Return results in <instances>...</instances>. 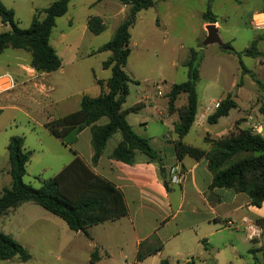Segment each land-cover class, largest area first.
I'll return each mask as SVG.
<instances>
[{
	"label": "rangeland",
	"instance_id": "obj_1",
	"mask_svg": "<svg viewBox=\"0 0 264 264\" xmlns=\"http://www.w3.org/2000/svg\"><path fill=\"white\" fill-rule=\"evenodd\" d=\"M56 1L58 0H2L5 6L14 9L16 23L23 30L31 27L37 10L47 9ZM261 2L262 0H213L212 11L220 24L228 23L221 32L222 39L225 41L228 36H232L238 46L245 47L246 41L256 34L248 25V15ZM207 7L205 0H158L154 7L139 13L130 31L131 55L126 72L132 81L129 83V96L124 109L146 101V96L150 98L147 103L167 106L172 85L184 83L188 79L184 64L189 59L191 50L203 54L205 32L202 14L207 11ZM131 9V6L117 0H71L66 15L56 19L51 44L63 61L62 69L43 75L46 85L43 96L32 98L25 93L15 100L14 104L18 106L16 110L0 113V195L3 193L2 189L9 188L12 182L10 156L6 147L13 137L25 138V147L32 152L24 182L34 188H40L44 181L55 177L70 163L71 149L43 125L49 117L57 119L66 116L65 113L72 111V108H65L66 104L70 106L83 93L94 95L97 92L94 77H101L102 62L107 61L112 54L105 51L93 55V52L113 39ZM44 17L42 14L41 19ZM93 18L102 19L105 25L106 29L100 35H95L88 29V22ZM240 28H243L242 34L238 31ZM11 30L10 25H2L0 18V34ZM209 48L221 49L218 45H211ZM9 52L30 61V54L27 52ZM254 62L247 58L244 63L250 67ZM213 66L209 64L207 68V76L211 81L215 80ZM221 66L232 71V63L221 62ZM107 72V76L111 77V70ZM209 80L203 81L200 89L205 86L208 89ZM186 103L187 96L183 94L177 105ZM150 118L154 120L152 116ZM130 120L135 125L136 117L131 116ZM102 121L108 119L104 118ZM151 131L154 133L153 127ZM188 142L196 147H207L196 135L189 137ZM118 221L90 228L88 237L85 233L71 231L62 219L43 208L33 203L23 204L0 217V231L23 245L31 259L23 263L14 258L0 261V264H137L128 227L125 221ZM102 245L108 247L110 257L102 250ZM175 250L174 246H169L162 252V260H169L170 264H185L188 258L193 260V256H187L185 249L178 255H175ZM94 252H98V263H91ZM258 258L262 259L263 255ZM142 264H160L159 257H152Z\"/></svg>",
	"mask_w": 264,
	"mask_h": 264
},
{
	"label": "crops",
	"instance_id": "obj_2",
	"mask_svg": "<svg viewBox=\"0 0 264 264\" xmlns=\"http://www.w3.org/2000/svg\"><path fill=\"white\" fill-rule=\"evenodd\" d=\"M205 2L213 9V0H205ZM262 6L263 0L256 10H250L248 25L256 34L246 41L245 47L238 46L236 39L232 36H228L225 41L222 39L221 32L228 23L220 24L217 15H215L217 23L213 24L218 29L224 44L230 43L236 52H244L253 42L258 43V50L262 53V57L254 59L243 56L242 61L244 66L256 76L261 86L256 83L252 74L242 72L239 59L234 54L209 48L211 46L202 47L200 79L196 87L198 114L196 122L184 139L186 144L196 147L188 142L189 137L196 135L207 144L206 148L201 149L207 150L210 148L207 139H221L236 127L251 129L264 137V131H258V129H264V116L259 111L264 105V32L252 27L254 17L264 15ZM208 25L212 24L204 22V39L207 37ZM4 26L7 27V25ZM242 29L238 30L240 34ZM11 50L13 49L6 50L0 57V76L5 74L13 76L17 87L11 92L0 95V113L16 110L18 106L14 104L15 100L25 93L35 98L37 95L43 96L46 91L44 74L37 73L31 68L30 61L9 52ZM247 58L255 61L250 67L244 63ZM104 62L100 69L101 77L96 75L94 77L97 92L90 96L100 95L101 90L97 82L110 78L107 76L109 69L103 66ZM221 62L232 63V71L223 68ZM209 64L214 65V81L209 80L207 76ZM227 67L230 70V67ZM207 79L209 80L208 89L206 86L200 89V84ZM229 94H234L237 107L232 109L228 116L220 118L218 123L210 124L209 117L217 111L215 105L222 102ZM81 100L82 96L70 106L66 104L65 108H72V111L65 114L69 115L78 111ZM144 100L150 101V98L146 96ZM146 101L138 103L141 104V109L137 113H130L127 121L139 136L148 140L158 160L152 161L139 152L136 154L134 163L130 165L114 160L112 154L123 141L122 135L117 133L107 143L99 163L93 166L94 151L90 128L85 129L78 136L77 142L69 147L72 151L70 163L76 156L80 157L96 175L112 182L123 194L128 214L118 222L125 221L128 227L135 262L142 264L156 256L161 263L163 253L169 246H174L175 255L185 249L188 257L193 256L189 264H251L252 261L253 264L257 262L264 264V224H260V221L264 222V203L258 208L251 204L250 198L244 193H236L231 189L211 190L213 176L206 159L198 161L186 157L179 160L177 157L175 125L179 120L178 112L170 113L169 104L159 106L157 103ZM185 105L176 104V109L179 110ZM131 116L136 117L135 125L130 120ZM50 120L53 118L49 117L47 122ZM102 120L97 125H105L109 122V120L105 122ZM152 127L154 133L151 131ZM6 148L8 150V144ZM176 164H180L185 170L184 183L179 186L170 185V190H167L162 175H165L167 179L170 168ZM162 169L165 171L162 172ZM5 188L7 187H4L2 191ZM159 247H161L159 252L139 260L140 255H148ZM101 248L110 257L108 247L102 245ZM261 254L262 259L258 258ZM167 261L170 264V261Z\"/></svg>",
	"mask_w": 264,
	"mask_h": 264
},
{
	"label": "trees",
	"instance_id": "obj_3",
	"mask_svg": "<svg viewBox=\"0 0 264 264\" xmlns=\"http://www.w3.org/2000/svg\"><path fill=\"white\" fill-rule=\"evenodd\" d=\"M70 1L58 0L47 9L37 10L31 27L23 30L16 23L14 9L8 8L0 0L1 22L12 28L11 31L0 34V57L8 49L21 50L30 54V66L37 73L50 74L62 69L63 61L51 44V36L56 19L66 15ZM117 1L132 7L129 16L119 26L113 39L93 52V55L105 51L112 53L103 64L105 69L111 70V77L106 81L97 82L101 90L100 95L93 97L84 93L78 111L50 120L45 125L46 129L61 139L67 147L73 146L78 136L85 129L90 128L94 151L93 166L99 163L107 143L117 133L122 135L123 141L112 154L114 160L133 164L137 152L146 155L152 161L158 160L148 140L139 136L127 121V116L130 113H137L142 107L141 104L124 109L129 96V83L132 81L126 72L131 55L130 31L137 21L138 14L154 7L158 0ZM262 11L264 13V0ZM42 14L45 15L43 19H41ZM202 18L205 23H217V17L211 7H208ZM88 29L95 35H100L106 28L102 19L93 18L88 22ZM221 50L238 57L243 73L252 74L243 64V56L254 59L262 57L256 41L241 53L236 52L230 43H225V48ZM201 61V53L192 49L189 59L184 64L188 72L187 81L172 85L168 93L169 112H178L179 116L175 125L177 157L179 160L186 157L198 161L206 159L213 176L211 190L231 189L236 193H244L250 198L251 204L259 208L264 203V137L261 134L251 129L236 127L221 139H207L210 145L207 150L188 145L184 141L198 114L196 87L200 79ZM252 76L261 86L256 76L254 74ZM183 94L187 96V103L177 110V101ZM236 107L234 94H229L221 102L216 113L209 117L208 122L218 123L220 118L228 116ZM259 111L264 116V105ZM104 118L109 122L105 125H97ZM8 152L12 184L0 195V217L23 204L33 203L62 219L71 231L85 233L89 237L87 232L90 228L127 216L128 209L123 194L112 182L96 175L80 157L76 156L55 177L44 181L40 188H34L24 182L27 166L32 157V152L25 148V139L11 138ZM162 178L166 189L170 190L168 179L165 175H162ZM260 224L263 225L264 222L260 221ZM160 250L161 247L148 255H140L139 260ZM14 258L26 263L31 256L23 245L0 231V261ZM99 259L98 252H94L91 263H97ZM160 264H169V262L162 260Z\"/></svg>",
	"mask_w": 264,
	"mask_h": 264
},
{
	"label": "built area",
	"instance_id": "obj_4",
	"mask_svg": "<svg viewBox=\"0 0 264 264\" xmlns=\"http://www.w3.org/2000/svg\"><path fill=\"white\" fill-rule=\"evenodd\" d=\"M252 27L257 30H261L264 32V20L253 19ZM17 87V83L13 76L9 74H5L0 76V95L4 93L11 92L15 90ZM161 95V93H159ZM221 105V102L215 105V108L218 109ZM185 170L180 164H176L172 166L168 173V182L170 185L179 186L184 183L185 180ZM192 262V259H187L186 264Z\"/></svg>",
	"mask_w": 264,
	"mask_h": 264
},
{
	"label": "water",
	"instance_id": "obj_5",
	"mask_svg": "<svg viewBox=\"0 0 264 264\" xmlns=\"http://www.w3.org/2000/svg\"><path fill=\"white\" fill-rule=\"evenodd\" d=\"M206 31H207V37L204 40L202 47H208L211 45H218L221 48H225V44L222 41L219 33H218V29L216 28L215 25H208L206 27ZM165 170L162 169V172H164Z\"/></svg>",
	"mask_w": 264,
	"mask_h": 264
},
{
	"label": "clouds",
	"instance_id": "obj_6",
	"mask_svg": "<svg viewBox=\"0 0 264 264\" xmlns=\"http://www.w3.org/2000/svg\"><path fill=\"white\" fill-rule=\"evenodd\" d=\"M254 19L264 20V15H261V16H255ZM258 131H264V129H258Z\"/></svg>",
	"mask_w": 264,
	"mask_h": 264
}]
</instances>
